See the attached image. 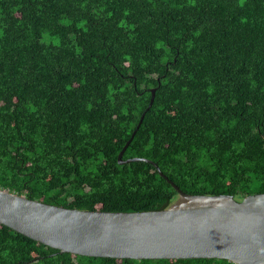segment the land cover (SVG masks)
Instances as JSON below:
<instances>
[{"label":"trees","instance_id":"1","mask_svg":"<svg viewBox=\"0 0 264 264\" xmlns=\"http://www.w3.org/2000/svg\"><path fill=\"white\" fill-rule=\"evenodd\" d=\"M155 99L149 107L152 90ZM264 193V0H0V189L79 210ZM0 264H232L60 253Z\"/></svg>","mask_w":264,"mask_h":264},{"label":"water","instance_id":"2","mask_svg":"<svg viewBox=\"0 0 264 264\" xmlns=\"http://www.w3.org/2000/svg\"><path fill=\"white\" fill-rule=\"evenodd\" d=\"M156 89L146 112L155 99ZM120 164L147 161L180 194L166 210L108 212L50 205L0 189V224L38 243L88 257L179 260L223 259L264 264V193L238 198L183 192L150 160L123 155Z\"/></svg>","mask_w":264,"mask_h":264},{"label":"clouds","instance_id":"3","mask_svg":"<svg viewBox=\"0 0 264 264\" xmlns=\"http://www.w3.org/2000/svg\"><path fill=\"white\" fill-rule=\"evenodd\" d=\"M233 264V263H232Z\"/></svg>","mask_w":264,"mask_h":264}]
</instances>
